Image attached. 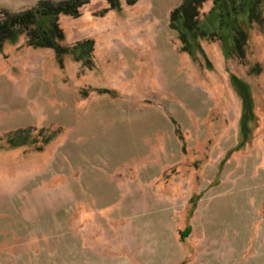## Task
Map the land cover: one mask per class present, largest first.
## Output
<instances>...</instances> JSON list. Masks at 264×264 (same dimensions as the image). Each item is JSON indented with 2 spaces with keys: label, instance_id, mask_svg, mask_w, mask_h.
Masks as SVG:
<instances>
[{
  "label": "rangeland",
  "instance_id": "1",
  "mask_svg": "<svg viewBox=\"0 0 264 264\" xmlns=\"http://www.w3.org/2000/svg\"><path fill=\"white\" fill-rule=\"evenodd\" d=\"M182 1L60 17L67 45L93 42L90 68L23 37L3 47L0 264H264V30L243 63L190 35L183 52Z\"/></svg>",
  "mask_w": 264,
  "mask_h": 264
},
{
  "label": "trees",
  "instance_id": "2",
  "mask_svg": "<svg viewBox=\"0 0 264 264\" xmlns=\"http://www.w3.org/2000/svg\"><path fill=\"white\" fill-rule=\"evenodd\" d=\"M89 1L54 2L42 0L34 7L22 12L0 11V52L6 44L15 45L23 37L25 45L33 50H52L59 65L62 64L65 56L71 55L75 62H82L84 67L90 68L93 42L82 40L67 45L64 32L59 25L60 17L78 18L81 8ZM105 1L110 9H116L120 0ZM125 1L132 5L137 0ZM209 1L212 3L210 15L213 16V20L201 26V22L198 20V11ZM170 26L177 32L183 52H189L192 46L199 48V40L217 41L224 46L230 59L243 63L246 58L250 31L253 28L264 30V0H183L171 12ZM213 28H216L218 32L212 31ZM187 35L192 38V46L188 45L185 37ZM254 68L256 72H259L257 64ZM30 129H17L13 131V134L15 137L21 138ZM55 134H49L46 142H50ZM176 134L182 141L178 129ZM184 232L188 235L189 228H186Z\"/></svg>",
  "mask_w": 264,
  "mask_h": 264
}]
</instances>
